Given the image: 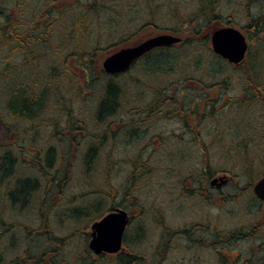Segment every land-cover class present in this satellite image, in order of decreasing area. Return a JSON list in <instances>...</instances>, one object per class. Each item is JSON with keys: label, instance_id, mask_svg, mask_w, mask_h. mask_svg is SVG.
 I'll return each mask as SVG.
<instances>
[{"label": "trees", "instance_id": "trees-1", "mask_svg": "<svg viewBox=\"0 0 264 264\" xmlns=\"http://www.w3.org/2000/svg\"><path fill=\"white\" fill-rule=\"evenodd\" d=\"M33 1L35 0H20L13 5L15 12H8L9 21L5 34L9 46H15V50L20 49L18 59H20L21 73L18 74L17 68L11 64L6 70L0 71V95L6 92L5 110L9 118L17 122L13 125L7 124L14 137L12 136L5 143H0V244L3 243V237L9 235L3 243V248H0V264H33L42 261L49 264H163L161 252L164 245H162L161 230L157 231L156 228L153 234L155 241H151L150 247L146 246L147 251L138 250L144 244H148V240L152 237L149 234V226L145 221L140 220L147 214L148 209L144 200L141 199L142 196L136 193L141 186L145 187L146 179L161 170L162 161L170 162L174 169L177 163L189 168V160L194 159L196 162L198 156L199 165L201 164L200 174L197 176L191 173L184 177L186 179L196 176L205 180L214 176L215 173H233L227 169L221 170L226 172L213 169L212 154L220 153L221 155L222 153V160L238 162L236 165L242 177L239 179L247 180L246 186L237 193L249 191V194H252V187L264 175V135H261L258 141L261 145H259L257 141L256 143L253 141V137H245L243 129L252 126L247 117L248 114L259 117L261 125H264V15L261 14L262 12L257 15L251 12L253 7L261 9L262 0H239L241 7L246 9L244 14L247 22L242 26V30L248 34L251 41L247 59L239 66H233L216 55L210 44V36L215 30L224 24L232 23L230 19L224 20L221 13L226 0H94L93 2L37 0L40 2L37 6L38 10L32 4ZM54 1L57 3L68 1V3L62 7L59 5L56 7V14L53 15L56 22H45L44 20L49 18L50 4ZM235 3L237 0L234 1ZM76 8L82 12L71 20L72 11ZM9 11L12 10L9 9ZM164 12L167 13V17H164ZM53 17L51 19H54ZM95 27L107 31L106 41L110 44L108 47H112L110 55L115 51L113 48L116 45V39L119 38L123 42L134 35H140L143 31L153 32L161 27L168 29L167 32L162 33L174 34L183 40L175 46L157 48L147 53L125 73L107 74L103 70V61L109 56V54L106 56L108 47L104 48L102 41L98 40L100 38L94 41L89 36L93 35ZM158 32L160 31L156 33ZM43 34L55 35L54 42H56L57 50L55 56L33 53V50L41 48L38 44L41 43V37L38 35ZM18 41L20 45L17 44ZM257 42L260 45L259 48H257ZM200 43L210 46L206 53H210L211 56L206 58L209 61L217 60L220 64V68L212 70V77L218 80L217 78L221 77L220 73L227 74V72H231L232 76L224 77L220 82L207 84L206 80L190 75L188 71L187 74L180 72L182 74L179 78L180 82L171 80L170 75H174L178 69L184 67L182 64L185 60L182 61L178 53L184 47L192 48L193 45H200ZM253 44H257L255 48ZM66 49L76 51V54L66 53ZM165 51H167L166 57L163 56L164 53H156ZM12 57L10 54L9 60ZM68 57H74L82 75L68 66ZM14 58L17 59L16 54ZM57 58L66 60L64 65H57L55 68L52 66L51 71L50 68L43 70L41 65L44 62L49 60V64L54 62L56 64ZM137 65L141 70L138 78L131 75ZM187 65H191L190 70L194 67L192 64ZM13 76L17 81L8 84L9 89L5 91L2 83L14 78ZM27 76L31 78L25 82L24 80L28 79ZM102 76L106 80L98 85V80ZM167 76L171 78L170 81H167ZM176 84L180 89L174 94ZM193 85L200 88H192ZM235 86H238L240 92L236 96L228 94L234 90ZM92 87L94 88L91 91L87 90ZM149 89L152 91V97L148 102L142 103L146 101L145 92ZM94 92L95 96L98 93L94 119L100 131L91 134L86 129L84 116L80 117L81 112L77 111L75 104L80 97L85 100L87 99L85 95ZM211 97L216 98L215 103L210 104ZM196 98L204 99L195 104ZM52 101L56 103L52 105ZM164 101L169 104L174 103L175 106L179 105L182 109L180 112L194 114L192 116L195 121L200 120L206 127L214 121L217 129L215 149L211 152H196L194 156L186 152H170L167 155L154 151L152 148H155V141L160 142L161 135L154 133L155 127L150 132L145 131L143 127L148 124L147 119L152 113L163 111L161 108ZM232 105L237 109L236 114L245 115L242 118H236V121H233L234 124L229 125L223 119L227 113L224 109ZM193 106L195 109H187ZM122 114L131 116L132 127L128 135L130 139L132 138V142L137 144L140 140L146 139L147 144L140 151L144 153L143 155L123 161L128 164L129 173L118 187L113 183L112 174L115 169L120 171L124 167L119 168L122 161L114 160L112 155L115 151L117 152L116 135L127 125L114 127L115 119ZM145 114L148 118L142 116ZM135 115L141 118L135 120ZM2 121L0 116V123H3ZM154 122L157 120L154 119ZM23 123L31 124V126L23 127ZM45 126L48 127L44 128ZM43 130L47 132L42 134ZM90 136L93 141L89 143L80 164L83 165L82 168L88 176L86 181L90 180L87 187H93V190H88L89 188L86 189L85 186L82 194L71 193L68 196L69 186H71L68 177L74 166L79 164L76 158L81 144L77 138L81 140ZM44 137L49 139L42 143ZM55 138L61 141L66 139L67 142L65 145L61 141L52 145L51 142ZM105 150H109L106 154V165L102 167V171L99 170L97 177H93V174L97 173L100 156ZM161 153L162 159L157 162V166L159 167V164L161 166L159 168L151 166L155 155ZM58 162H66L67 165L57 167ZM19 168L20 173H18ZM60 168L65 172L57 173L56 170ZM199 169L200 167L197 166L194 172ZM238 176L239 174L234 175L233 179H237ZM98 177L101 179L99 183ZM93 178L95 181L91 182ZM90 197L94 199L92 204L68 208L69 212L60 218L65 216L62 220L74 221L91 220L93 217L99 219L107 210L131 203L130 211L133 216L131 227L134 225L135 227L126 234L125 250L121 254L103 255L99 258L94 256L88 246L90 236L86 232L89 229L87 227L77 229L64 237L56 235L50 222L54 209L63 201H69L70 204L76 199L80 198L84 201ZM253 200L258 203L257 198L254 197ZM34 201L38 204L40 218L38 227L21 223L18 219L14 220V217L21 216ZM249 204H253L252 200ZM260 207L258 206L256 210H260ZM162 210V207L154 206L152 214L148 215L153 217L159 229L163 224ZM90 211H95V215H92ZM247 212L248 217H251L257 211L248 210ZM20 230L26 238H32L31 241L39 237L45 238L47 246L36 251L37 246L34 245V241L32 244L30 241L24 245V257L18 255L12 259L11 257L15 255L19 247L20 237H17V231ZM78 236L85 237L84 242L75 247L76 252L71 253L69 258L65 256L61 259L60 256L69 243ZM240 255L242 256L230 259L228 255L219 253L216 264H264V243L262 246L250 247L245 251L241 249ZM8 257H10V263L8 261L6 263Z\"/></svg>", "mask_w": 264, "mask_h": 264}, {"label": "rangeland", "instance_id": "rangeland-1", "mask_svg": "<svg viewBox=\"0 0 264 264\" xmlns=\"http://www.w3.org/2000/svg\"><path fill=\"white\" fill-rule=\"evenodd\" d=\"M20 0H8V4H12L15 5L17 2H19ZM84 2V0H82ZM91 2H93L94 0H89ZM227 2L224 3L223 8L221 9V13L223 15L224 20H232V23H230L231 26L237 27V28H242V26L245 25V23L247 22V19H245V14L244 11H246L245 8H242L240 5V1L237 0V3L234 4L235 0H226ZM87 3V2H86ZM239 3V5H238ZM264 3V2H263ZM32 4L35 5L36 9L38 10L37 6L38 4H40L39 1L35 0L32 2ZM35 8L34 10L37 11ZM82 10L76 8L72 11V19H75L76 16H78V14H81ZM251 12L253 13V15H257L259 14V12H261L260 8H256L253 7V9L251 10ZM166 12H164V17L166 16ZM165 22L167 23V20L164 19ZM93 30H95V32L93 33V35H89L90 39L92 40H96L97 38H100L98 40L102 41V45L104 46V48L106 49V47H108L109 42L106 41L107 39V31L104 29L99 30L98 27L93 28ZM157 31H160L158 33H156ZM167 32L168 29L166 28H160L159 30H154L153 32H148V31H143L142 33H140V35H134L133 37H131V39H128L126 41L121 42V40L116 39L115 43L116 45L114 46L113 50L117 51L123 47H127V46H134L136 44H138L140 42V40H144L150 36H154L157 34H160L162 32ZM127 37H125L126 39ZM109 40H111V38L109 37ZM112 41V40H111ZM250 42V39H249ZM258 43V42H257ZM254 45V44H253ZM257 44L254 45V48L256 47ZM208 47L210 48V46L208 44L205 45V43H200V45H193L192 48H187L184 47L180 53H178V56L180 57V59L183 61L185 60L182 65H184V67L178 69L174 75H170L171 80L180 82L179 78L182 76V74H180V72H188V74L190 75H194L196 77H201L204 80H206L207 84H211L212 82L215 81H222L224 77H230L232 76L231 72H227V74H222L220 73L219 78H217L218 80H215L214 77H212V70H216L217 68H220V64H218V61L212 59V61H209L207 57H210V53H206ZM260 45L258 43L257 48H259ZM258 50V49H257ZM113 51V52H115ZM105 52V50H104ZM102 52V53H104ZM165 52H156V53H164L163 56L166 57V53ZM110 53H112V47H108L107 48V53L106 56ZM189 57V58H188ZM211 60V59H210ZM66 60H60L59 58L56 59V64L55 62L53 64H49V60H47L46 62H44L41 66L44 69H48L51 68L52 66H54V68L57 65H64ZM76 60L74 59V57H68L67 60V64L69 67H71L74 70H77L80 75H82V73L78 70V64L76 65ZM187 64H192L194 67H192L191 69V65H187ZM201 66V68H199V66ZM139 65H137V68H135L131 75L136 76L137 78L140 76L139 74L141 73V70H139L140 67H138ZM218 66V67H217ZM190 67V69H189ZM197 69H196V68ZM216 68V69H215ZM221 70V69H218ZM217 70V71H218ZM53 71V70H52ZM223 72V71H221ZM17 73L19 74V71L17 70ZM21 73V72H20ZM177 73V74H176ZM176 74V75H175ZM187 74V73H186ZM185 75V74H184ZM23 76V75H22ZM176 76V77H175ZM14 77V76H13ZM25 78V77H24ZM28 79H25V82H28L31 78V76H27ZM47 78V77H44ZM169 76H167V81H170ZM16 80V78H11L10 80H6L2 83V86L4 87L5 91L6 89H9V86H7L8 84H12L14 81ZM106 80V78L104 76H102L98 81V85L103 83V81ZM17 81V80H16ZM153 84V83H152ZM151 84V85H152ZM154 85V84H153ZM181 86V84H179ZM95 87V86H94ZM94 87L87 89V90H92ZM196 88V85H193L192 88ZM228 87V86H227ZM175 91H173L174 94H176V91L178 92L180 87L178 86V84H176V86L174 87ZM173 89V90H174ZM237 91L236 93H233ZM98 92V89H97ZM143 92V91H140ZM240 91L238 90V86L234 87V90H231V94L233 96H236ZM86 93H89L88 91H86ZM147 95V99L145 102L142 103H146L148 102L151 97H152V91L149 89L148 91L145 92ZM144 93V94H145ZM197 93V92H195ZM94 93L89 94V95H85V97L87 99H83L82 97H80L79 101H76V108L78 112H81V116H84L85 121H86V129L88 132H90L91 134L97 133L98 130L96 125H95V119H94V107L97 103L98 100V93L96 94V96L94 95ZM6 92L2 94V96L0 95V116L2 118V122L0 123V143H5L6 141H8L12 136L14 137L13 132L8 129L7 124L13 125L16 124L17 122L10 119L9 116L7 115V111L5 110L6 105H5V97H6ZM186 96H190V95H186ZM56 102L52 101V105H54ZM141 103V102H139ZM224 107V106H223ZM226 110V114L223 117V119H225V123L232 125L234 124V122L236 121V118H242L243 115L245 114H236V107L235 106H229ZM250 120V123L252 126L250 127H244V136L245 137H253L254 138V142L256 143V141L258 142L261 135H264V125H261L260 123V119H258L259 117H256V115H249L247 116ZM131 116L129 114H122L119 115L116 119H115V125L114 127H118V126H124L126 125V127L124 129H122L120 131L119 134L116 135V146H117V152L115 151L114 154L112 155V158L114 160L117 161H122V163H120L119 168H123L120 171H113V183L115 184V186H121L120 183L125 181V177L128 176L129 173V166L126 163H123V161H126L130 158H135L136 156L140 155V154H144L141 153L140 151L144 148L145 144H147V140L146 139H142L139 142H137V144H135L134 142H132V138L130 139L129 135H128V131L131 129ZM227 120V121H226ZM234 121V122H233ZM129 122V124H128ZM132 122V121H131ZM214 122V121H213ZM212 121L208 124V127H206V125L203 126V128H207L210 129L213 133V131H215V133L217 134V129H216V125L215 122L213 123ZM48 124V123H47ZM20 125V123H19ZM23 127H30L31 124H24L22 125ZM48 126H45L44 128H46ZM162 124H157L155 126V131L154 133L156 134H160L163 130H162ZM47 132V130H45ZM44 130L41 131L42 134H45ZM153 131V130H152ZM111 138V137H110ZM49 139V137L47 138H42V143H45V141ZM78 142L81 144L80 145V149L77 153V158L76 161L79 162L78 165H75L74 168L72 169V171L70 172V176L68 177V180L71 183V186H69V194L68 196L73 193L74 194H82L83 191L85 190V186H88L89 181H86V179H88V176L86 175V173L84 172V169L82 168L83 165L80 164V162L83 161V155L85 154V151L87 150V147L89 145V143L91 141H93L92 136L90 137H86V138H77ZM59 141L57 138H55L54 140H52V145H56ZM62 144L65 145V143L67 142V140L65 139L64 141H61ZM110 142H112L110 140ZM259 143V142H258ZM259 145H261V143H259ZM111 148H109L110 150ZM109 150H105L104 153L101 154L100 159H99V164H97L98 170L97 173L93 174V177H97L99 170L102 171V167L105 166L106 162H107V152ZM195 153H191V156H194ZM263 155H264V150H263ZM145 156H148V154H145ZM222 153L220 155V153H213L212 154V167L213 169L216 170H225L227 169L230 172H233L232 174H228L229 178H232L234 175L239 174L238 178H234L233 179V184L232 186H230L229 188H226L224 191L230 192V193H236L235 191H240V189L242 187H245L247 184V180L246 179H242L240 180L239 178H242L239 170L237 168V163L238 162H234V161H224L222 160ZM160 159H162V153L159 155H155V157L153 158V162L151 163V166H157V162L161 161ZM196 162L194 159L189 160L188 162V167H183L180 165H176V169H174L171 165L170 162L165 161L163 163L162 161V165L159 164V167L161 166V170L157 171L156 173H154L152 175V177L148 178L145 180V183H147L145 185V187L141 186V188H139L138 190H136V193H138V195H141L142 198L145 202V206L147 210V214L143 216L141 220V222L145 221V223L149 226V234H150V238L148 240V244H144L143 247L138 248V250L140 251H147V245H149V247L152 245L151 241H155V239H153V234L157 228V231H160V229L156 226V224L153 221V217H149L148 215L152 214V209L154 208V206H158V207H162V208H166L165 205L169 204V220H171L170 222L172 224H178L177 222H184V220L187 221V219H189L188 216H183L181 213H178V209L180 208V203H177V196L176 194H178L179 192H182L181 189V183L182 181L185 180L186 175H191V173L197 174V176L200 174V170H201V164L199 165V158L197 156ZM198 167H200V169L198 171L194 170ZM20 167V166H19ZM154 167V168H155ZM158 167V168H159ZM169 168L171 170H169ZM181 169V170H180ZM52 172V171H51ZM198 172V173H197ZM221 172H226V171H221ZM18 173H20V168L18 170ZM219 173V172H218ZM225 173H220L218 174V177L223 175ZM123 176V177H122ZM123 178V179H122ZM97 179V178H95ZM101 179L98 177L97 182L99 183ZM94 178L93 180H91V182H94ZM100 184H102V182H100ZM143 187V188H142ZM89 187H87L86 189H88ZM88 190H93L92 188H89ZM168 194H170L168 196ZM246 196H243V198H240L237 201H228V203H223V206H220L216 211H214L212 214L213 216L216 217V224H218L221 228H235L237 227L240 223H247L248 221H250L249 219H247L246 217V212L248 210L250 211H254L256 209H258L257 207H255L253 204H249V202L251 201V199L253 198L251 193L249 194V191H245ZM249 194V195H248ZM72 198V197H71ZM82 199V197H81ZM179 200V197H178ZM92 202H94L93 197H90L88 199H85L84 201H81L80 198L79 200H74L72 203L69 204V201H63L61 203L60 206H58L57 208L54 209L52 217H51V224L54 228V231L56 233V235L64 237L67 236L68 234L76 231L77 229H85L87 227L88 230H86V232L90 233V226L91 224L96 221V218H92L91 220H85V221H74V220H70V219H66V220H62L65 218V216L63 218L62 217L65 213H68L69 210L68 208H74V207H81V206H85L88 204H92ZM186 207L189 208V211L192 210V205L189 201H187L185 203ZM67 209V210H66ZM191 209V210H190ZM91 212V211H90ZM230 212H235V216H231ZM38 204L36 201H34L33 204H31V206L21 215V216H17L14 217V220H17L21 223H25L29 226H34V227H38L39 222H40V218L38 217ZM195 215L196 217H198L199 219H202L203 216L208 215V210L206 208H195ZM92 215H95V211L91 212ZM15 215V214H14ZM59 218V219H58ZM185 221V222H186ZM134 226L131 228L130 230H133ZM129 230V231H130ZM18 233V238L20 237V239H18V241H20L19 243V247L18 250L15 252V255H13L11 258H15L18 255L20 257H24L25 255V250H24V245H27L28 242L31 241L32 238H26L25 234L20 230L17 231ZM23 235V237H22ZM4 236L3 237V243L5 242V240L8 237ZM84 238L83 236H78L75 237L70 243L69 246L65 249L64 253L62 254L61 259L65 258V256H67V258H69L71 256V253H73L74 251L76 252V246H80L82 242H84ZM32 241H34V245L37 246V249L35 248L36 251L41 250L42 248H45L46 245V239L43 237H39L36 239H33ZM31 241V244H32ZM3 243L0 244V248H3ZM42 247H40V246ZM40 248V249H39ZM6 254H8V251H6ZM35 254H37V252H35ZM10 257L7 258V261L9 262ZM210 260H208V262H210ZM10 263V262H9Z\"/></svg>", "mask_w": 264, "mask_h": 264}, {"label": "flooded vegetation", "instance_id": "flooded-vegetation-1", "mask_svg": "<svg viewBox=\"0 0 264 264\" xmlns=\"http://www.w3.org/2000/svg\"><path fill=\"white\" fill-rule=\"evenodd\" d=\"M89 1V0H88ZM90 2V1H89ZM264 0H262L261 14L264 15ZM68 1H60L50 4L51 10L49 11V18H46L44 21L47 22H56V18L53 15L56 14V7L65 6ZM9 9L12 11L10 12ZM14 7L12 4H8V0H0V71L6 70L7 67L11 64L16 67L20 73V49L15 50V46H9L7 43L8 39L6 37L7 22L9 21L8 12L14 13ZM54 19H51V18ZM248 35V34H247ZM53 34H43L38 35L41 37V43L39 50H33V53L38 52L44 56H55L56 48L54 42ZM249 38V36H248ZM48 40L50 42H48ZM251 43V41H250ZM19 44V41L17 43ZM66 53L75 55L76 51L65 50ZM10 54L13 56L9 60ZM17 56V59L14 56ZM235 68V67H234ZM197 89L200 86L196 87ZM204 98H196L195 104L199 100ZM216 98H210V104L215 103ZM165 102V101H164ZM163 111L160 113H152V108L150 112L152 113L147 119L148 124L143 129L147 132L153 130L157 124H162V132L160 133V142L159 140L155 141V148H152L154 151H159L162 153L170 152H186L193 154L196 152L207 151L211 152L215 149V131H212L207 128H203L199 121H195L192 113H183L180 112L181 107L175 106L174 103L165 102L161 108ZM195 109V106L187 108ZM176 112H172L175 111ZM139 116H141L139 114ZM138 115H135V120L139 119ZM148 118V116L142 115ZM154 119L157 122H154ZM203 143V144H201ZM160 145V146H159ZM60 165H67L66 162H58L56 166L61 167ZM57 173H64L65 171L61 168L56 170ZM226 175V177H225ZM227 179L226 183H222L221 180L214 182V179L218 178ZM222 183V184H221ZM233 184V177L229 178L228 174H223L218 177V174L215 173L214 176L209 179L201 180V178H196L192 176L186 178L181 183L182 192L176 194L177 203H180V208L178 213H181L183 216H188L189 219L184 220V222H177L178 224H172L169 220V204H166L162 210L161 219L162 226L160 230L162 232V262L163 264H216L217 254L224 253L229 256L230 259L238 258L240 255V250H247L250 247H258L264 243V201L258 199V197L252 192V202L254 206H261L260 210L257 211L251 217H248L249 213L246 212L248 221L245 223H240L235 228H221L216 224V217L213 216V212L216 211L220 206H223V203H228V201H237L243 196H246L245 193H230L224 191L226 188H229ZM170 194H168L169 196ZM249 195V194H248ZM179 197V200H178ZM254 197L257 198L258 203L254 202ZM189 201L192 205V210L189 211V208L186 207L185 203ZM129 207V208H128ZM195 208H206L208 210V215L199 219L195 215ZM117 209H125L129 216L130 222L126 229L123 242V250L116 255L124 252L125 248V237L128 231L130 230L132 223V214H131V203H128L127 206H115L110 210H107L101 217L102 219L105 215L110 212H114ZM253 211V212H255ZM235 212H230L231 216H235ZM238 216V215H236ZM235 216V217H236ZM186 221V222H185ZM135 227V225H134ZM132 228V227H131ZM103 255H110L103 253L97 258L102 257ZM95 256V255H94ZM208 262V260H210ZM71 261V260H70ZM20 263V258H19Z\"/></svg>", "mask_w": 264, "mask_h": 264}, {"label": "water", "instance_id": "water-1", "mask_svg": "<svg viewBox=\"0 0 264 264\" xmlns=\"http://www.w3.org/2000/svg\"><path fill=\"white\" fill-rule=\"evenodd\" d=\"M181 41V37L168 33L153 36L135 46L123 48L110 55L104 60L103 69L107 74L127 72L136 60L153 49L171 47ZM211 44L216 54L235 65L245 61L249 47L244 33L233 26H225L215 30L212 33ZM218 180H221L222 183L227 181V179L221 178L215 179L213 183ZM253 192L260 200L264 201V176L253 186ZM129 222L130 216L125 209H117L95 221L90 227L89 248L97 255L120 252L123 249L124 235Z\"/></svg>", "mask_w": 264, "mask_h": 264}]
</instances>
